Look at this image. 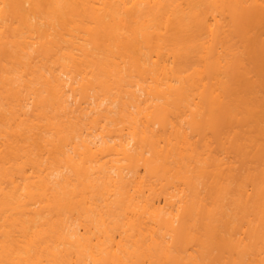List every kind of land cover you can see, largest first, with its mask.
I'll return each instance as SVG.
<instances>
[{
    "label": "bare ground",
    "instance_id": "obj_1",
    "mask_svg": "<svg viewBox=\"0 0 264 264\" xmlns=\"http://www.w3.org/2000/svg\"><path fill=\"white\" fill-rule=\"evenodd\" d=\"M0 264H264V0H0Z\"/></svg>",
    "mask_w": 264,
    "mask_h": 264
}]
</instances>
